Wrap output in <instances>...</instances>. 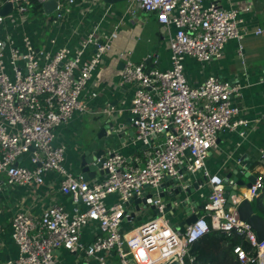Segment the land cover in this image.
<instances>
[{"label":"built area","instance_id":"built-area-1","mask_svg":"<svg viewBox=\"0 0 264 264\" xmlns=\"http://www.w3.org/2000/svg\"><path fill=\"white\" fill-rule=\"evenodd\" d=\"M48 1L9 0L0 9L11 3L15 18H23L33 6ZM54 1L49 20L57 25L75 0ZM135 2L155 15L160 25L175 29L168 36L171 66L159 71L129 60L123 64L120 82L135 88L129 118L135 140L144 147L143 158L132 162L118 151H108L100 168L107 173L99 182L81 175L75 178L65 169V146L55 144V131L75 113L87 112L82 92L109 52L113 35L99 40L97 25L74 50L64 47L52 54L35 48L26 37L22 50L8 37L0 39V194L3 176L8 186L24 187L41 185L46 174L54 173L60 177L59 192L74 205L68 211L52 204L39 217L17 212L10 221V235L18 255L4 264H57L55 252L59 249L82 252L84 264H194L189 248L210 230L236 241L232 255L238 264H264V240L240 220L238 201L225 208L223 179L205 168V160L223 133L249 127L248 121L236 119L239 107L235 100L242 87L215 75L191 87L183 70L187 57L199 62L221 58L228 41L247 34L240 31L241 15L251 9H226L217 1L205 5L204 0ZM4 20L0 14V25ZM252 33L264 35V28ZM237 55L241 59V51ZM103 112L108 115L110 110L106 107ZM157 136H162L159 143L154 141ZM24 158L30 168L22 164ZM198 172L211 190L204 215L199 214L184 234L178 235L165 217L159 188L166 176L182 179ZM263 192L264 173L259 172L241 199L252 201ZM111 196L116 200L107 205ZM148 196L155 214L149 213L146 205L139 211L127 205ZM1 205L0 198V214ZM139 212L148 219L125 230L123 224H133ZM91 224H96L97 233L84 246L81 231Z\"/></svg>","mask_w":264,"mask_h":264},{"label":"crops","instance_id":"crops-1","mask_svg":"<svg viewBox=\"0 0 264 264\" xmlns=\"http://www.w3.org/2000/svg\"><path fill=\"white\" fill-rule=\"evenodd\" d=\"M215 1L226 9L250 7L249 12L241 15L243 23L240 31L247 34L240 40L228 41L219 59L199 62L191 57L185 58L184 75L191 87L200 85L209 75L238 82L242 89L240 96L235 100L239 107L236 119L248 121L249 127L239 126L235 131L223 133L217 140L216 148L211 150L205 160V168L210 174L219 175L224 179L229 173L230 165L243 157L245 161L252 162L248 172L255 176L259 172L264 173V158L261 155V152L264 153V35L256 36L252 32L256 28H264V0H204V3L208 5ZM6 2L9 0H0V6ZM38 6L39 8L33 6L23 18H15L14 11L10 9L0 25V39L8 37L15 48L22 50V39L26 37L35 48L52 54L64 47L74 50L97 25L100 28L99 40H104L108 34L113 35L109 52L103 56L102 63L82 92L81 100L87 103V112L75 113L68 122L56 128L55 144L65 146V169L73 177H79L81 156L85 152L97 150L104 151V154L108 151H118L132 162L142 159L144 147L135 140V132L129 118V107L135 88L121 84L120 72L127 60L134 64L144 63L159 71L170 69L168 36L174 33L175 29L160 25L155 15L142 10L135 0L120 3L75 0L72 5L66 7L65 17L57 25L51 24L49 20L55 7L47 10L44 3ZM238 51H241V59L237 55ZM106 107L110 110L108 115L103 112ZM106 122L113 123L116 133L119 134L113 136L109 142L103 138L97 139ZM154 141L161 142L162 136L155 137ZM22 164L31 167L28 158H24ZM183 176L187 179L179 180L183 187L182 193L172 196L171 189L167 191L168 196L162 198L163 201L170 202L165 217L174 227L185 217L182 204L191 212H195L207 203L211 191L201 172ZM103 178L97 172L93 180L99 182ZM59 180L58 175L49 173L43 177L41 185L18 187L8 186L3 176V190L0 194V264L14 260L18 255L10 235V221L17 212L26 211L34 217H39L43 209L52 204L62 205L68 211L74 208L70 198L59 192ZM240 192L233 196L232 200L239 203L246 190ZM178 197L182 204H177ZM260 198L264 203V192ZM115 200L116 197L111 196L106 200V204L112 205ZM142 214L143 212H139L133 224L124 223L125 230H132L146 221L148 217ZM96 233V224L84 228L81 231L83 245L91 243ZM55 258L57 264L85 262L82 252L72 254L63 249L55 252Z\"/></svg>","mask_w":264,"mask_h":264},{"label":"water","instance_id":"water-1","mask_svg":"<svg viewBox=\"0 0 264 264\" xmlns=\"http://www.w3.org/2000/svg\"><path fill=\"white\" fill-rule=\"evenodd\" d=\"M108 3H120L125 0H103ZM56 3L53 0H50L46 3H44V7H46L47 10L53 7H55ZM10 9H12V4L7 3L0 9V14L7 15L9 13ZM123 67V65H122ZM104 127L101 128L97 139H105L106 142H109L113 136L119 134L116 133L115 125L111 122H106L103 124ZM121 128V127H120ZM131 132V130H130ZM106 154V153H105ZM104 151L97 150L93 152H85L81 158L79 163V168L81 171V176L83 179H94L97 172L101 175L106 174L107 172L104 170H100L101 163L103 161L104 157ZM252 165V162H247L244 160V158H240L237 163L231 164L229 168V173L225 176L223 179L224 184V190H225V197L227 199V203L225 205V208H229L233 204L232 197L237 195L238 193H241V190H247L250 188L251 184L254 181V176L248 172V167ZM187 177L182 178L183 181H185ZM178 178H171L166 176L164 180L162 181L161 187L159 188L161 193L160 197L164 198L168 196L167 191H172V196H179L180 193L183 191L182 184L179 181ZM194 187L195 184H194ZM189 189V188H188ZM185 192L187 190H184ZM151 196H148L147 198H139L134 201H129L127 205L135 206V210L139 211L141 207L146 205L148 207V212L151 214L156 213V209L153 205L150 204ZM179 197L177 198V204L180 203ZM166 210L170 206L169 201L163 202ZM183 210L185 212V217L179 221L175 227L174 230L177 232L178 235H182L185 232L186 226L196 221L197 216L199 215L200 211L203 210V206L199 207L195 212H191L189 208H185L184 204H182ZM237 213L240 217V220L246 222L256 233L257 238L262 241L264 240V219L259 216L258 214L254 213L251 201L248 199L243 198L240 200V202L236 205ZM208 213V212H206ZM169 264H175L173 262H169Z\"/></svg>","mask_w":264,"mask_h":264},{"label":"trees","instance_id":"trees-1","mask_svg":"<svg viewBox=\"0 0 264 264\" xmlns=\"http://www.w3.org/2000/svg\"><path fill=\"white\" fill-rule=\"evenodd\" d=\"M39 8V6L37 5ZM254 213L264 219V203L256 198L251 202ZM236 241H229L224 235L210 230L205 236L194 242L189 254L194 264H238L232 255V247Z\"/></svg>","mask_w":264,"mask_h":264},{"label":"rangeland","instance_id":"rangeland-1","mask_svg":"<svg viewBox=\"0 0 264 264\" xmlns=\"http://www.w3.org/2000/svg\"><path fill=\"white\" fill-rule=\"evenodd\" d=\"M200 215H201V216L204 215V211H201V212H200Z\"/></svg>","mask_w":264,"mask_h":264}]
</instances>
